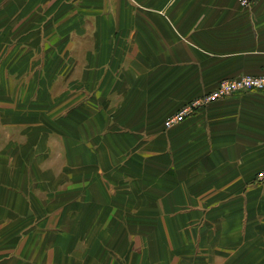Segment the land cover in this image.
<instances>
[{
	"label": "crops",
	"instance_id": "obj_1",
	"mask_svg": "<svg viewBox=\"0 0 264 264\" xmlns=\"http://www.w3.org/2000/svg\"><path fill=\"white\" fill-rule=\"evenodd\" d=\"M264 0H0V264H264Z\"/></svg>",
	"mask_w": 264,
	"mask_h": 264
},
{
	"label": "built area",
	"instance_id": "obj_2",
	"mask_svg": "<svg viewBox=\"0 0 264 264\" xmlns=\"http://www.w3.org/2000/svg\"><path fill=\"white\" fill-rule=\"evenodd\" d=\"M238 4L243 9H249L252 7L256 0H237ZM241 92H264V75L261 76H241L235 79L221 82L218 87L202 97L193 100L192 102L184 105L180 111L169 118L165 122V128L171 129L186 119L190 118L195 112L206 108L212 103H215L221 99L229 97L235 93ZM256 181L258 183L264 182V170H261L256 175Z\"/></svg>",
	"mask_w": 264,
	"mask_h": 264
},
{
	"label": "rangeland",
	"instance_id": "obj_3",
	"mask_svg": "<svg viewBox=\"0 0 264 264\" xmlns=\"http://www.w3.org/2000/svg\"><path fill=\"white\" fill-rule=\"evenodd\" d=\"M191 102H192V101H191ZM181 108H182V107H181ZM181 108H180V109H181ZM180 109H179L178 111H180ZM178 111H176V113H177ZM176 113H174L173 115H175ZM173 115H172V116H173ZM172 116L166 118V119L164 120V122H163V128H164L165 131H170V130H172L173 128H175V127H177V126L183 124V123L187 120V119H186L184 122L180 123L179 125H177V126L171 128V129H166V128H165V122H166L169 118H171Z\"/></svg>",
	"mask_w": 264,
	"mask_h": 264
}]
</instances>
